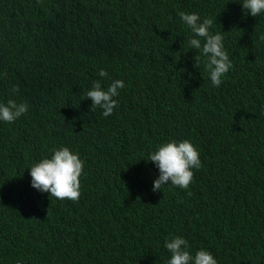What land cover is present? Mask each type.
Wrapping results in <instances>:
<instances>
[{
    "label": "trees",
    "instance_id": "trees-1",
    "mask_svg": "<svg viewBox=\"0 0 264 264\" xmlns=\"http://www.w3.org/2000/svg\"><path fill=\"white\" fill-rule=\"evenodd\" d=\"M242 2L0 0V103L28 105L0 121V264H167L174 236L217 264H264V13ZM180 12L222 34L219 87ZM117 79L113 114L90 110L93 82ZM172 140L202 166L187 190L154 192L149 155ZM62 147L84 162L78 203L31 186Z\"/></svg>",
    "mask_w": 264,
    "mask_h": 264
},
{
    "label": "clouds",
    "instance_id": "clouds-1",
    "mask_svg": "<svg viewBox=\"0 0 264 264\" xmlns=\"http://www.w3.org/2000/svg\"><path fill=\"white\" fill-rule=\"evenodd\" d=\"M242 7L247 14L258 17L264 13V0H243ZM182 22L191 29L193 37L188 41L191 49L199 50L205 58L204 66L213 86L219 87L222 78L232 69L233 64L228 53L224 50L223 36L213 34L210 28L213 21L201 18L197 13H179ZM264 41V35L260 36ZM203 41V43H202ZM194 67H199V57L194 58ZM100 77H107L108 73L101 69ZM125 87L123 80H114L105 90L100 81H94L84 99L92 101L90 110L102 109V115L107 118L118 107L114 97ZM13 92L18 93L19 87L14 86ZM28 112L26 103L17 104L15 100L0 103V121L14 123ZM159 170V176L154 180L153 191L161 190L165 185H171L187 190L194 178L193 169L202 166L199 152L189 141L175 140L159 145L148 158ZM84 162L79 153H73L68 147L53 150L51 158H43L30 167L31 186L42 192L49 193L57 200H69L78 203L81 196V176ZM191 195V193H188ZM164 247L170 253L167 264H217V260L207 250H199L193 256L189 252L188 241L181 236H174L165 241Z\"/></svg>",
    "mask_w": 264,
    "mask_h": 264
},
{
    "label": "water",
    "instance_id": "water-1",
    "mask_svg": "<svg viewBox=\"0 0 264 264\" xmlns=\"http://www.w3.org/2000/svg\"><path fill=\"white\" fill-rule=\"evenodd\" d=\"M15 264H29V263L26 261H17Z\"/></svg>",
    "mask_w": 264,
    "mask_h": 264
}]
</instances>
